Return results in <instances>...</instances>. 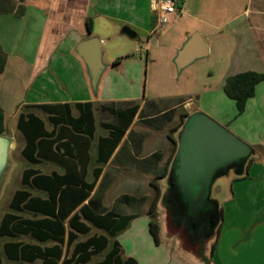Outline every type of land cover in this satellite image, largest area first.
<instances>
[{
	"label": "crops",
	"instance_id": "obj_1",
	"mask_svg": "<svg viewBox=\"0 0 264 264\" xmlns=\"http://www.w3.org/2000/svg\"><path fill=\"white\" fill-rule=\"evenodd\" d=\"M201 2H196L192 16L182 18L184 10L180 17L172 15L167 27L159 23V13L149 0H12V11L0 15V53L7 55L0 73V108L5 114V136L13 139L23 159L19 161L21 186L14 191L6 213L13 212L11 203L18 192L43 200L53 196L57 202L56 218L37 208L14 211L19 218L32 221L33 232L0 237L7 239L0 250L2 262L6 258L12 264H91L101 257L97 264H102L117 243L119 264H134L133 260L137 264H195L176 254L152 253L145 228L150 225L154 200L151 182L159 179L163 189L170 173L175 151L169 136L177 142L185 119L201 112L239 136L254 152L220 205L223 219L212 264H264V81L239 116L234 100L224 91L229 76L264 73V0H236L238 10L227 15L205 13ZM98 25L108 36L107 50ZM133 26L150 32L144 47L148 53L152 47L163 49L166 35L175 36V49L162 62L122 60L129 53L121 50L126 43L119 39L127 35L122 31L125 27L135 32ZM153 31H160L159 41L152 40ZM197 33L208 48L203 58L207 60H197L177 72L178 51ZM92 37L101 41L105 66L97 91L76 53L78 44ZM135 106L138 109L131 117L127 112ZM30 123L39 130L35 135L29 131ZM121 130L124 134L119 137ZM26 132L34 135L32 142L38 147L34 161L24 155ZM28 171H32L31 179H47L49 187L24 184ZM53 183H61V188L55 191ZM59 211L68 215L62 218ZM75 214L78 219L71 224ZM57 218L64 234L37 223ZM137 219L142 230L121 241L120 234L129 233ZM77 224L89 231L75 230ZM41 231L49 237L40 235ZM96 238L102 240L104 249L78 262L96 249L94 244L78 252L79 246ZM10 242L32 246L33 254L39 253L37 247L46 254L32 262L11 261L5 254Z\"/></svg>",
	"mask_w": 264,
	"mask_h": 264
},
{
	"label": "water",
	"instance_id": "obj_2",
	"mask_svg": "<svg viewBox=\"0 0 264 264\" xmlns=\"http://www.w3.org/2000/svg\"><path fill=\"white\" fill-rule=\"evenodd\" d=\"M122 31L132 38L136 36L129 27ZM76 53L84 60L91 85L96 89L105 67L102 62L101 41L97 37L86 39L78 44ZM207 55L208 48L197 33L178 51L174 63L177 70L181 71ZM14 146L13 139L0 135V191L13 164ZM251 153L252 148L248 144L212 118L201 112L190 114L183 122L177 138L173 166H177V183L188 197L191 212L209 199L211 187L221 171L240 158H247ZM163 194L162 191L160 200H163ZM165 226L167 230L171 229L177 234L178 231L172 228L168 215L165 216ZM179 238L183 246L192 247L182 234ZM204 263H208L207 260Z\"/></svg>",
	"mask_w": 264,
	"mask_h": 264
},
{
	"label": "trees",
	"instance_id": "obj_3",
	"mask_svg": "<svg viewBox=\"0 0 264 264\" xmlns=\"http://www.w3.org/2000/svg\"><path fill=\"white\" fill-rule=\"evenodd\" d=\"M13 9L12 6V0H0V15L4 13L11 12ZM87 26L89 31H91V20L87 21ZM7 62V55L4 52L0 53V73L4 71V68L6 66ZM264 81V73H259V72H254V71H246L242 72L233 76H229L226 79L225 85H224V91L226 95L234 100L236 109H237V115H242L246 111L247 103L248 101L254 97L255 92H256V87L259 83ZM137 106L134 108H131L127 114H129L131 117L134 116V114L137 111ZM123 115V113H122ZM32 119V118H31ZM20 127L23 128V123H21ZM27 130V129H26ZM25 131V129H24ZM29 131L31 134H36L39 132L37 131V128L35 127L34 123H30ZM36 131V132H35ZM7 133V128H6V122H5V114L0 108V135H5ZM29 133V132H28ZM27 134V132H26ZM124 134V130H121L120 136ZM28 135V145L26 146L24 150V155L30 160L34 161V153L38 149L37 145L32 142L33 136ZM170 141L172 142V145L174 146V151L176 150L177 142L172 138V135L169 136ZM251 163V160L249 161V164ZM248 164V166H249ZM247 166V168H248ZM32 176V171H28L25 173L24 178H23V183L28 184V185H40L44 187H49V181L47 179H42V178H36V179H31ZM62 183V182H61ZM61 183H57L53 187L55 188V191L61 188ZM151 185L154 189L155 192V199H154V204L152 206L151 211L149 212L150 215V225L149 229L150 232L152 233L155 241L157 244H160L161 239H160V232H161V226L159 223L158 219V213L156 212V205L160 197V186L157 183L156 180H153L151 182ZM57 202L56 199L52 196L49 199L43 200V199H36L30 197V195L27 192H18L14 198L12 199L11 203V209L13 212L6 213L1 226H0V237H9V238H16L19 234H27V233H32V221L27 220V219H22L19 218L18 215L14 211H18L20 208H25L27 210H33L34 208L40 209V212L48 215L50 217H57L55 210H56ZM62 218H65L66 215L68 214H63V211H59L58 213ZM57 214V215H58ZM221 214V219L220 221L222 222L223 219V212L220 210ZM91 218L94 220V222L98 221L97 216L94 214H91ZM78 216L75 214L72 219H71V224L74 220H77ZM37 223H40L42 227L44 226L47 229L53 230L52 233H56L57 229V235L59 234H64V225L61 221L58 220V218L55 219H44L42 221H38ZM25 226V227H23ZM75 230L82 232V233H87L89 231V228L84 225V224H77L74 227ZM40 230H38L39 232ZM40 235H43L44 237H49V233L46 231H41ZM71 237H75L73 233L70 234ZM97 242V243H96ZM102 240L99 238L92 239L90 242L86 244H82L78 248V252L81 251L80 249L86 248L93 246L94 244L96 245V249L84 254L79 260V261H87L89 260L92 255L97 253V251L101 250L102 248L104 249V245H101ZM118 244L116 243L113 250L108 254L106 260L102 264H119V259L116 257L117 251H118ZM30 245H22V243H17V242H10L5 245V254L7 255L8 259L11 261H18V260H24V261H34L37 258H40L39 255H45L46 252L41 251L38 247V254H33L31 250ZM215 248V243L212 246V251H214ZM53 252V251H52ZM213 253V252H212ZM134 264H137L133 260ZM0 264H2V261L0 260Z\"/></svg>",
	"mask_w": 264,
	"mask_h": 264
},
{
	"label": "rangeland",
	"instance_id": "obj_4",
	"mask_svg": "<svg viewBox=\"0 0 264 264\" xmlns=\"http://www.w3.org/2000/svg\"><path fill=\"white\" fill-rule=\"evenodd\" d=\"M198 1H200V0H185L183 2L182 8L185 12V15H182V18H186L185 17L186 15H191V16L194 15V8H195V6H197L196 2H198ZM201 3H202L201 8L203 7V9H204L206 7L205 13H212L214 15H219L221 13H223L225 15H227V13L233 14L238 10V7L234 6V3H236V0H233V1L232 0H202ZM203 3L205 6H203ZM175 16L180 17V14L175 15ZM170 18H171V16H169V21L166 24H163L164 26L167 27L168 24H170ZM99 27L100 26L98 25L97 26L98 33H100V36L102 38L106 39L104 49L107 50V47L110 45L108 42L109 41L108 36H106L104 34L105 32L103 30H100ZM133 29L135 30V32L137 34V36L135 38H131L127 35H122V37H120L122 39H119V41L122 44H123V42L126 43L123 45V48L121 50L127 51L129 53V54H127L128 56L123 57L122 60H131V59L132 60H142L143 64L154 63L157 61L162 62V61H165V58L167 56L166 54H170L172 49H175V43H176L175 42L176 41L175 36L166 35V37L163 39V42L165 44L163 46V49H154V47H152L153 49L150 51V53H148L149 51L147 49L145 50L144 47L146 46V39L150 36V32H149V34L148 33L145 34L142 30H140L139 28H136L134 26H133ZM153 32L154 33L151 34L152 40L154 42L159 41L158 35H159L160 31H153ZM135 48H138V50L133 51V49H135ZM201 60H207V59H201ZM103 72H104V70H103ZM177 72H178V70H177ZM102 75H103V73H102ZM145 85H146L145 79H143L141 81V84H140L142 94L145 90ZM168 87H171V86H167V88ZM98 88H99V83H98V86L96 87V89L93 88V90L97 91ZM149 100H151V96H150ZM179 133H180V131L177 134L178 136H179ZM231 133H233V132H231ZM234 135L237 136L236 134H234ZM237 137L239 139H241L239 136H237ZM14 160H16L17 162L15 163ZM21 160H23V159L19 153V149L18 148L16 149L14 147V149L12 150V163L13 164L10 168L9 173L7 174V176H8L7 181L5 180L6 183L4 182V185L0 191V222L2 220L3 215L10 210L9 205H10V201H11V198H12L14 191L21 186L20 178H21V172L23 169V166L19 162ZM234 173H235L234 171H230V173L228 175L220 177L212 188L213 197L218 200L220 205H221L223 199L225 198V196L229 194V192L231 190V184H232L233 179L237 178V176H235ZM156 181L158 183L159 179H156ZM154 199H155V192H154ZM153 204H154V200H153ZM163 205H164L163 200H159L157 205H156V208H155L156 212L158 213V219H159L160 226H162L161 227L162 229L160 232V239H161L160 244L156 243L152 233L150 232L149 227H147V229L145 228V230H147V232H148V237L151 240V244L153 245V247H152L153 252L152 253H154V252L160 253L162 251V253L165 252L168 254H176L177 257L180 256V257L186 258V260L189 259V261L193 263L194 259H193V254H192L193 252H192L191 247H189L187 245L183 246L181 241H178L176 239V232H173V230H171V229L170 230L166 229L165 215L167 214V212H166V209ZM140 224H141L140 219H137L135 221L134 227L128 231L129 233L125 232L126 230L123 231L119 236L121 241H123L128 235H130V233H132V236H133L136 229H137V231L142 230V227L140 226ZM217 236H218V234H217ZM82 238H85V237H82ZM5 241H7V239L0 238V250L2 249L3 243ZM210 241L212 242L211 245L216 242V240L214 241V238ZM212 252L213 251L209 247L206 250V252L204 253V259L207 260V262L209 264H212V254H213ZM100 259H101V257H96L91 262V264H97V262ZM194 263L195 264H208V263H203V262L198 263L196 260L194 261ZM2 264H12V262H9L6 260V258H3Z\"/></svg>",
	"mask_w": 264,
	"mask_h": 264
},
{
	"label": "flooded vegetation",
	"instance_id": "obj_5",
	"mask_svg": "<svg viewBox=\"0 0 264 264\" xmlns=\"http://www.w3.org/2000/svg\"><path fill=\"white\" fill-rule=\"evenodd\" d=\"M175 154L176 150L174 152V157ZM253 156L254 152L252 150L250 156L247 158H240L221 171L211 187L209 199H206L207 201L197 207L194 212H191L192 207L190 206L188 197L177 183V166H173L174 160L171 161L169 165L170 173L167 174V178L163 184L164 188L160 189L159 200L163 190V206L166 209V215H168L172 228L178 231L176 239L180 241L179 235L182 234L189 241L192 246L193 258L198 263H204V253L209 247L212 250L214 244L211 245L212 242L210 240L213 238L214 241L216 240L221 223L220 204L218 200L213 197V186L220 177L228 175L230 171H234L235 176L244 173Z\"/></svg>",
	"mask_w": 264,
	"mask_h": 264
},
{
	"label": "built area",
	"instance_id": "obj_6",
	"mask_svg": "<svg viewBox=\"0 0 264 264\" xmlns=\"http://www.w3.org/2000/svg\"><path fill=\"white\" fill-rule=\"evenodd\" d=\"M153 11L159 13V23L166 24L169 16L182 14V5L185 0H149Z\"/></svg>",
	"mask_w": 264,
	"mask_h": 264
}]
</instances>
